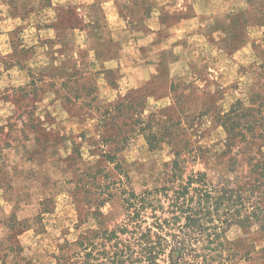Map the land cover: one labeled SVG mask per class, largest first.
Segmentation results:
<instances>
[{
  "label": "rangeland",
  "instance_id": "1",
  "mask_svg": "<svg viewBox=\"0 0 264 264\" xmlns=\"http://www.w3.org/2000/svg\"><path fill=\"white\" fill-rule=\"evenodd\" d=\"M246 2L249 11L224 43L244 41L245 49L222 58L214 57L216 49L196 55L190 68L175 69L172 81L144 87L151 92L144 116L154 126L165 120L162 109L177 99L185 111L191 106L229 110L238 100L258 105L253 117L261 125L244 131L250 145L233 171L216 154L225 132L214 126L212 113L189 109L196 126L187 136L179 127L180 112L166 117V134L195 142V156H183V179L194 171L207 172L214 182L220 174L237 179L248 173L250 157L264 159V139H253L264 136V0ZM130 9L140 11L138 6ZM72 10L73 31L66 29L70 16L58 0L46 1L39 12L0 11V264H113L117 254L126 256L123 264H149V229L158 230L155 215L161 217L158 231L180 241V222L169 212L180 191V177L174 183L167 180H173L168 165L173 150L168 145L151 150L137 133L115 152L119 158L112 163L84 140L104 133L124 139L138 131L141 114L133 110L143 99L120 70L142 61L115 51L107 29L90 28L80 11ZM33 80L38 83L35 97L15 102L14 88ZM172 84L177 90L171 91ZM105 109L111 111L109 131L97 127ZM146 190L150 202L141 210L133 193ZM168 239L171 243L158 245L166 250L159 264H180L170 257L180 244ZM213 241L190 245L237 246L241 256L231 264H264L263 253L257 262L247 258L249 251L264 246L259 223L249 229L230 224Z\"/></svg>",
  "mask_w": 264,
  "mask_h": 264
},
{
  "label": "trees",
  "instance_id": "2",
  "mask_svg": "<svg viewBox=\"0 0 264 264\" xmlns=\"http://www.w3.org/2000/svg\"><path fill=\"white\" fill-rule=\"evenodd\" d=\"M248 1V0H247ZM137 7V6H132ZM139 7V6H138ZM249 8L242 12L241 17L234 19L229 29L227 30V37L224 41L228 40L229 32L234 23L240 20L244 15L247 14ZM64 14H69V18L66 19L69 25H65L66 29L73 31L77 27V23L71 24V16L73 10H65ZM132 16H136L135 11L129 10ZM66 21V22H67ZM251 23V21H250ZM90 28L99 31L106 27L99 23H85ZM108 30V29H107ZM109 31V30H108ZM114 50L120 49L118 43H116L110 36L108 40ZM238 42L230 40L227 47L234 46ZM95 44V43H94ZM97 45V44H95ZM98 50V49H97ZM101 50V49H100ZM111 50V49H110ZM54 58V57H53ZM105 68V67H104ZM137 87L133 89L135 95L143 99L141 103H137L133 111H137L141 114L139 122L141 125L138 131H134L131 135L125 136L124 139H120L113 136H108L105 133L99 135L100 138L91 137L90 139H84L86 142H91L89 145L93 148H99L102 150L103 157L108 161L115 163L119 158L115 152L120 151L121 148L128 144L130 138L133 135H142L147 142L151 150H157L162 145H168L172 148L174 159L168 163L173 171V180L170 179L168 183H174L175 179L180 177V191H176L175 198L172 199L170 214L175 222H180V241H178L177 235L160 232L162 224H159L158 220H161L159 215H155L158 230L153 228L149 229V243L148 248V261L149 264H159L161 257L165 255L166 250L163 247H158L159 244L171 243L168 239L172 237L175 243L180 244V250L176 249L170 257L175 259L176 263L180 264H231L232 260L241 256V251L237 246L231 247H220V248H194L190 245V242H202L203 240H218L222 235L225 227L230 224L237 223L242 228L249 229L253 224L259 223L262 230L264 227V159L258 156L250 157L248 162L249 171L243 177L237 179H230L224 175L218 177V181L214 182L204 171H194L186 179L182 178V163L184 153L190 154V157H194L195 153V142L192 138L185 137L180 139L177 136L166 134L168 117L171 119L175 111L179 114V127L182 126V130L185 135L191 134L195 128V123L191 122L188 118L189 109L195 110L201 113V115L212 113L214 118V126L218 129H223L225 135L219 141V148L216 154L221 159V164L229 166V169L233 171V168L239 162V158L249 148L250 138L244 134V131H253L259 128L261 125L258 120L253 117L254 113L258 111V105H249L244 103L242 100H238L230 106L229 110H221L219 108H210L198 106L190 107L185 111L182 107L179 108L177 99L173 105L164 107L160 115L165 117V120H156V126L151 124L150 117L144 116L147 109L146 99H148L151 92L144 87ZM38 88L37 80H33L29 85L14 88L12 97L15 102L24 100L29 96L35 97L36 89ZM177 87L172 84L171 91H175ZM179 98V97H178ZM182 102L180 104H183ZM122 108V109H121ZM203 108V109H202ZM120 111L123 112L121 106ZM164 112V113H163ZM166 112V113H165ZM104 118L101 119L100 124L97 125L101 131H109L111 127V111L105 109ZM167 117V119H166ZM182 117V118H180ZM264 139L263 135L253 136V139ZM120 142L124 143L122 146ZM109 147V149H102L101 147ZM178 146L182 149L177 150ZM176 149V151H174ZM201 150V149H200ZM199 149L196 151L199 153ZM262 154V153H261ZM226 167V166H224ZM180 171V176L178 175ZM149 192L147 190L143 194L133 193V198H136L137 205L140 209L146 208V205L150 202ZM157 202H161L156 199ZM155 206V205H153ZM140 209L137 214H140ZM163 241V242H161ZM213 241V242H214ZM235 241H230V245H235ZM258 251H249L247 258L249 261L257 262L259 255L264 254V246ZM246 254V253H245ZM112 257L113 264H123V259L127 258L124 255ZM176 257V258H175ZM111 260V257L110 259Z\"/></svg>",
  "mask_w": 264,
  "mask_h": 264
},
{
  "label": "crops",
  "instance_id": "3",
  "mask_svg": "<svg viewBox=\"0 0 264 264\" xmlns=\"http://www.w3.org/2000/svg\"><path fill=\"white\" fill-rule=\"evenodd\" d=\"M48 0H0V11L39 12ZM247 0H58L65 10L77 8L85 23H99L111 33L124 55L140 66L120 70L136 87L172 81L176 68H190L202 53H240L246 42L224 47L227 30L247 8ZM130 6L140 11L132 16ZM21 16L16 17L20 19ZM22 21V20H21ZM180 48V52L175 50Z\"/></svg>",
  "mask_w": 264,
  "mask_h": 264
}]
</instances>
